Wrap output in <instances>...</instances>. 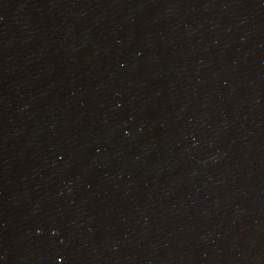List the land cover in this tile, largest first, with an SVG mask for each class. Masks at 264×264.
I'll return each instance as SVG.
<instances>
[{
    "label": "water",
    "instance_id": "water-1",
    "mask_svg": "<svg viewBox=\"0 0 264 264\" xmlns=\"http://www.w3.org/2000/svg\"><path fill=\"white\" fill-rule=\"evenodd\" d=\"M0 264H264V0H0Z\"/></svg>",
    "mask_w": 264,
    "mask_h": 264
}]
</instances>
